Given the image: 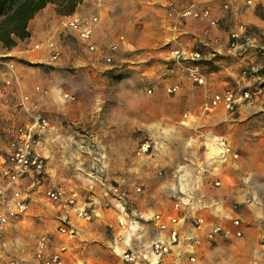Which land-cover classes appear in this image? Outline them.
Instances as JSON below:
<instances>
[{
	"label": "rangeland",
	"instance_id": "rangeland-1",
	"mask_svg": "<svg viewBox=\"0 0 264 264\" xmlns=\"http://www.w3.org/2000/svg\"><path fill=\"white\" fill-rule=\"evenodd\" d=\"M258 6L259 14L264 16V4ZM232 25V22L226 24ZM120 26L135 48L121 47L113 61L99 56L87 63L84 55L89 52H85L84 42L73 36L64 41L69 45V58L57 66L23 60L34 66L33 76L39 84H53L61 97L65 92L73 96L72 99L56 96L54 104L44 110L53 121L55 132V147L43 149L45 154H50L46 159L55 170V180L49 185L80 187L84 172L96 167L99 152L103 154L107 175L131 177L145 184V190L136 195L135 207L143 211H168L172 206L168 192L173 182L171 170L180 164L187 171L196 167L209 156L210 150L206 148L216 147L214 139L219 136L201 131L203 125L191 131L186 129V121L192 115L200 114L202 119L199 103H182L177 95L163 88L169 81L166 77L170 76L164 68H173L176 62L189 67L198 61L172 58L159 21L127 22ZM0 139L6 141L4 136ZM142 139H149L153 148L148 155L140 157L136 156L135 148ZM243 145L264 147V138L253 136ZM158 168L164 173L157 175ZM257 200L255 197V202L242 203L239 207H246L248 217L240 214L242 236L217 239L196 262L187 264H264V198ZM64 212L69 213L68 208L49 203L40 195L33 198L23 219L0 228V264L15 255L29 260L37 236L54 231ZM111 216L114 218V214ZM92 222L80 225L79 230L84 229L80 233L76 229L71 256L76 264H118L109 246L110 224H114V219L105 224L101 238L91 227Z\"/></svg>",
	"mask_w": 264,
	"mask_h": 264
},
{
	"label": "built area",
	"instance_id": "built-area-1",
	"mask_svg": "<svg viewBox=\"0 0 264 264\" xmlns=\"http://www.w3.org/2000/svg\"><path fill=\"white\" fill-rule=\"evenodd\" d=\"M256 0H244L245 4L253 5ZM264 1V0H262ZM168 13L180 18L204 20L209 25H216L218 19L212 16L208 7L197 8L194 5L174 9L171 2ZM98 15H92L85 21L78 14L69 15L63 26L84 42L93 51L96 45L92 40V33L98 24ZM208 30L206 29L205 32ZM246 24L240 22L229 33V45L238 46L240 37L246 33ZM122 38V37H121ZM45 47L51 60L61 57L62 45L54 39L38 42L34 48ZM118 44L110 45L116 50ZM210 57L216 52L210 51ZM172 58L177 61L189 59L199 61L203 58L200 49H184L177 47L171 50ZM111 60V55L105 58ZM7 72L0 83V93L11 91L17 95L16 106L28 119L19 124H12L6 131V152L0 156V228L23 219L30 207L31 201L39 192L42 199L49 203L68 208L72 218L92 221L101 210L107 209L114 214V224L111 225L109 246L111 252L118 258V264H187L196 262L206 247L221 237H240L243 234L242 220L237 209L242 203L255 202V195L248 194L240 201H232L227 205L230 213L224 214L223 220L207 217L208 210L214 209L215 203H205L198 196L200 186L190 179L192 176L182 165L171 170L173 182L168 190L172 201L171 209L141 210L134 206L136 195L145 190V184L136 182L131 177L117 176L111 179L103 161V154H97V165L85 171L80 187L64 186L47 183V159L40 152L39 147L43 135L50 129L51 123L40 109L37 101L22 91L18 82L15 62L0 56V71ZM190 79L199 85L205 84V77L195 65L188 69ZM34 89L38 95H48V88L36 84ZM179 89L175 83L166 88L167 93H174ZM151 92V89H148ZM206 101L202 109L206 112L224 107L234 111L240 102L251 97L247 90L228 88L222 92L204 93ZM65 99H72L69 93H63ZM216 147L210 150L197 165L194 173L202 180L211 171L216 177L212 180L214 186H220L223 179L219 168L224 163L237 160L240 152L224 138L214 139ZM153 147L149 139H142L135 148L136 156L148 155ZM161 175L164 170L156 169ZM135 198V199H134ZM220 204L217 209H222ZM68 212L60 217L54 231L40 233L33 245V252L29 260L17 255L9 257L5 264H76L71 256V238L74 236V226Z\"/></svg>",
	"mask_w": 264,
	"mask_h": 264
},
{
	"label": "crops",
	"instance_id": "crops-1",
	"mask_svg": "<svg viewBox=\"0 0 264 264\" xmlns=\"http://www.w3.org/2000/svg\"><path fill=\"white\" fill-rule=\"evenodd\" d=\"M168 2L172 3L174 9L190 5L197 8L208 7L218 22L212 26L204 20L180 18L175 14H169ZM260 3L264 4V1L256 0L255 4L247 6L244 0H82L71 13L80 15L85 21H88L92 15H98V24L92 33L96 49L89 51L84 44L85 52H89L84 55V60L87 63L94 61L95 58L98 59L99 56L105 59L107 55H111L110 61H113L121 47L130 45L135 48V43L126 38L125 33L122 32L124 31L123 26H120L127 22L134 24L159 21L160 29L166 36V44L169 43L171 50L182 47L187 50L200 49L202 51L203 58L197 62V67L205 77L204 85L196 84L190 79L188 64L176 62L177 64H173V68H164L165 74L170 76L166 77L169 81H166L163 88L166 90L168 86L178 83L179 89L174 94L177 95L176 98L180 102L199 103L200 113L203 117L200 120V114L192 115V118H188L186 121L188 125H186V129L190 128L188 130L191 131L198 128L199 125H203L204 128L201 131L212 132L213 135H218L220 138L224 137L228 142L234 143L235 147L233 145L232 147L240 152L239 159L220 166L219 174L223 183L218 187L212 184L217 172L211 171L208 176L200 180L198 175L192 173L195 172L197 166H192L190 170L192 174L190 179L200 186V191L197 193L198 196L202 195L200 199L205 203L216 204L212 211L208 210L207 217L210 219L223 220L224 214L230 213L227 205L232 201L242 200L249 193L254 194L258 200L264 198V147H244L243 145L253 136L264 138V16L259 14L258 4ZM128 9H130V13L127 12ZM71 14H58L55 5L48 3L29 20L27 24L29 35L27 37L16 39V43L11 47H6L0 42V56L15 62L18 82L22 91L37 101L44 114V110L54 104L56 96L62 99L63 95L61 97L60 92L56 91L53 84L42 85L48 88V95H38L34 89V86L39 84L33 76L35 75L34 66L26 64L23 60L42 61L51 65H56L61 61L65 62V58H69L67 51L69 45L64 42L65 39L73 36L75 40L82 41L74 31L63 26L64 20ZM229 22H232L233 25L227 27L226 24ZM240 22L246 24L248 31L241 35L238 46L233 48L229 45V33ZM206 29L207 32H205ZM47 39H54L61 43L60 58L51 60L44 46L38 49L33 47L35 43H44ZM113 43L118 44L116 50L110 49V45ZM210 51L216 52V56L210 57L208 54ZM90 53L96 54L93 57ZM6 75L7 72L2 68L0 83ZM228 88L247 90L251 93V97L240 102L234 111H229L221 106L210 112L202 109L206 101L204 96L206 91L222 92ZM16 101L17 95L13 92L0 93V136L5 138L8 127L28 119L18 110ZM48 117L51 127L41 141L43 148L40 149L47 158L50 154H45L43 149L55 147L54 125L50 116ZM6 149V141L2 142L0 139V156L5 154ZM182 167L184 168L183 165ZM107 176L109 179L113 178ZM46 177V184L53 183L55 180V170L48 164V161ZM64 179L69 180L67 177ZM1 182L2 177L0 176ZM38 194L40 193L37 192V196ZM217 204L218 206L222 204L223 208L217 209ZM244 207L238 209V214L247 219V214L245 216L246 207ZM71 214L72 212L69 211V215ZM112 214V211L103 209L90 223L99 238L102 237V229L105 224L113 219ZM87 222L90 221L72 218L74 235L83 231L84 229L79 230V226H84ZM245 227L249 226L246 224ZM76 229L79 230L78 233ZM72 242H74V237L71 238V244ZM71 248L73 249V245ZM77 253H79L78 250ZM80 260L89 262L87 259L81 258Z\"/></svg>",
	"mask_w": 264,
	"mask_h": 264
},
{
	"label": "trees",
	"instance_id": "trees-1",
	"mask_svg": "<svg viewBox=\"0 0 264 264\" xmlns=\"http://www.w3.org/2000/svg\"><path fill=\"white\" fill-rule=\"evenodd\" d=\"M82 0H0V42L6 47L29 35V20L46 4L53 3L58 14L74 12Z\"/></svg>",
	"mask_w": 264,
	"mask_h": 264
},
{
	"label": "bare ground",
	"instance_id": "bare-ground-1",
	"mask_svg": "<svg viewBox=\"0 0 264 264\" xmlns=\"http://www.w3.org/2000/svg\"><path fill=\"white\" fill-rule=\"evenodd\" d=\"M215 143V142H214Z\"/></svg>",
	"mask_w": 264,
	"mask_h": 264
}]
</instances>
